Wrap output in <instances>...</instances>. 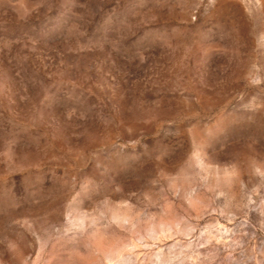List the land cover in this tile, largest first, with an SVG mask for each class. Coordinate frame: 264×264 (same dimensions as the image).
<instances>
[{
	"label": "rangeland",
	"instance_id": "374dc122",
	"mask_svg": "<svg viewBox=\"0 0 264 264\" xmlns=\"http://www.w3.org/2000/svg\"><path fill=\"white\" fill-rule=\"evenodd\" d=\"M0 264H264V0H0Z\"/></svg>",
	"mask_w": 264,
	"mask_h": 264
}]
</instances>
